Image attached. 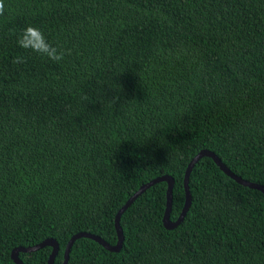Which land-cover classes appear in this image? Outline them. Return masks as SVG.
<instances>
[{"label":"trees","instance_id":"trees-1","mask_svg":"<svg viewBox=\"0 0 264 264\" xmlns=\"http://www.w3.org/2000/svg\"><path fill=\"white\" fill-rule=\"evenodd\" d=\"M46 43L63 59L31 50ZM201 150L264 186V0H4L0 264L46 239L62 264L80 232L115 245L117 211L164 175L176 221ZM166 188L151 187L122 215L120 252L80 239L68 264H264L261 192L203 158L189 211L166 230ZM50 253L18 257L47 264Z\"/></svg>","mask_w":264,"mask_h":264},{"label":"water","instance_id":"water-1","mask_svg":"<svg viewBox=\"0 0 264 264\" xmlns=\"http://www.w3.org/2000/svg\"><path fill=\"white\" fill-rule=\"evenodd\" d=\"M203 158L211 159L222 173H224L227 177H229L231 180H233L240 186L246 187L250 190H256L258 192H261L264 196V186L243 180L242 178L238 177L233 172H231L213 152H210L208 150H201L197 155H195L190 160V162L188 163L186 167L185 174H184V180H183L184 194H185L184 205L176 221L173 222L170 220L174 180L170 176H167V175L157 177L151 180L150 182L140 186V188L117 211L115 215V220H114V227H115L116 236H117V241L115 245L112 246L108 244L107 242H105L104 240H102L100 237L87 233V232L77 233L70 238V240L68 241L65 247L62 264H68L71 249L74 243L80 239L92 240L93 242L97 243L98 245H100L105 250L111 253L120 252L122 249L123 241H124V235H123V232L120 226V219L122 215L143 193H145L148 189H150L151 187L159 183H165L167 185L166 203H165L166 206H165V211H164V215L162 218L163 227L166 230H173L177 228L183 222L191 206L192 198H191V194L189 191V178H190L191 172L193 168L195 167V165ZM46 247L51 248V253L48 257L47 264H54L55 257L57 256L58 251H59V246L57 242L53 239H46L42 241L41 243L36 244L34 246H30V247H25V248L17 247L11 252V260L13 261L14 264H23V262L18 257L20 253L31 254V253L38 252L41 249H44Z\"/></svg>","mask_w":264,"mask_h":264},{"label":"clouds","instance_id":"clouds-1","mask_svg":"<svg viewBox=\"0 0 264 264\" xmlns=\"http://www.w3.org/2000/svg\"><path fill=\"white\" fill-rule=\"evenodd\" d=\"M3 14H4V0H0V15H3ZM28 31H38V32H41V35H43L42 31L34 25H28L26 29L24 30V32H28ZM18 43H20L21 47H29L21 43L20 40H18ZM31 50L38 52V54L42 56H47L49 59H55L57 61L62 60L64 57V52L61 50L55 49V47L50 43H46L45 47L41 49L32 48ZM52 52H56L57 54L55 56H52L51 55Z\"/></svg>","mask_w":264,"mask_h":264}]
</instances>
